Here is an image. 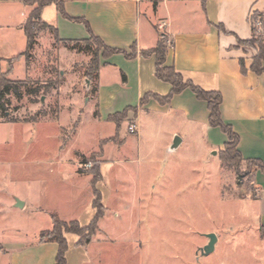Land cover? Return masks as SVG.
<instances>
[{
  "label": "rangeland",
  "instance_id": "obj_1",
  "mask_svg": "<svg viewBox=\"0 0 264 264\" xmlns=\"http://www.w3.org/2000/svg\"><path fill=\"white\" fill-rule=\"evenodd\" d=\"M25 11L0 2V78L27 82L0 109V264H13L17 244L36 246L52 215L88 227L96 194L98 230L83 235L82 251L65 235V264H264L258 205L246 201L257 196L250 168L223 161L179 114L140 112V134L127 120L113 136L114 124L97 118L96 76L86 77L95 47L44 30L29 57H15L27 50ZM211 233L219 241L203 256Z\"/></svg>",
  "mask_w": 264,
  "mask_h": 264
},
{
  "label": "crops",
  "instance_id": "obj_2",
  "mask_svg": "<svg viewBox=\"0 0 264 264\" xmlns=\"http://www.w3.org/2000/svg\"><path fill=\"white\" fill-rule=\"evenodd\" d=\"M57 1L63 2L67 17L61 15L55 4L45 6L40 16L42 22L58 30L61 42L90 38L85 24L76 21L81 19L107 47L129 54L135 49L131 59L124 54L100 58L94 104L98 120L114 124L113 136L120 135L122 126L118 130L109 120L110 116L126 113L124 121L132 122L138 135L139 113L159 112L179 114L185 122L200 126L206 143L217 152L223 151L228 142L227 134L220 127L210 125L207 101L199 99L190 87L166 101L172 86L156 76L155 55H144L158 45L162 33L168 45L165 67L173 68L193 87L218 92L222 97V121L238 136L241 157L264 165V75L251 70L256 52L240 44L253 36L251 15L256 13L264 18V0ZM2 2H16L25 7L24 22L18 23L24 33L23 26L36 5H25L18 0ZM162 24L164 27L160 28ZM251 185L257 196H249L246 201L258 205L259 226L264 231L263 170L257 169L251 174ZM52 227L51 220L45 230ZM78 241L79 237L75 238V251L88 248L77 247ZM17 245L20 250L14 254L13 264H56L59 250L56 242L38 240L36 246L24 251H21L23 244Z\"/></svg>",
  "mask_w": 264,
  "mask_h": 264
},
{
  "label": "trees",
  "instance_id": "obj_3",
  "mask_svg": "<svg viewBox=\"0 0 264 264\" xmlns=\"http://www.w3.org/2000/svg\"><path fill=\"white\" fill-rule=\"evenodd\" d=\"M2 1H10V0H0ZM23 2L25 5L33 6L36 5L35 10L30 14L26 24L23 26V31L27 38V50L22 53L17 58L21 57H29L31 55V50L37 44L38 35L44 31L48 30L52 33L53 37L56 41L59 40L58 30L54 27L47 25L46 23L41 21V11L45 6L55 4L61 15L67 17L64 5L62 1L57 0H18ZM260 16L258 14H254V21L255 19ZM262 16V15H261ZM77 22L84 23L87 31L90 34V38L85 41H70L69 43H82L87 47L94 46V53L93 57L88 65L86 71V77L88 79H93L94 76L97 77L99 68H100V58L101 57H109L114 54H124L128 59H131L135 54V49L132 48L131 53L129 54L125 50L119 49H111L107 47L100 39L95 37L90 29L89 24L81 19H77ZM253 36L248 41H241L240 44L247 48L253 49L256 54L253 57V64L251 66V70L257 75H264V18H263V32L258 33L257 30L253 27ZM61 42V41H60ZM168 45L166 43L165 36L161 33V40L159 41L158 45L150 51H145L144 55L154 54L156 58V76L164 81L169 83L172 86L171 93L166 97V101H169L170 98L177 93H180L185 88L190 87L196 94L199 99L205 100L208 103V107L210 110L209 115V123L213 127H220L228 136V142L225 144L223 151H221L220 156L223 161L228 163H233L236 168L241 164L245 163L250 168V173L252 174L255 170L261 169L264 171V165L259 161L248 160L245 161L241 157L240 152L238 151V143L239 139L238 136L233 132L230 126H227L222 121L220 106L222 104V97L218 92H205L199 88L193 87L192 84L188 81H184L182 76L175 72L173 68L165 67V59L167 53ZM27 61V58H26ZM243 67V71L246 72L244 69V63L241 62ZM12 71V69H11ZM26 81H10L5 77L0 78V109H5L6 105L4 104L5 96L7 94H14V95H21L20 87H26ZM44 90V94L46 93ZM20 97V96H19ZM21 98V97H20ZM5 119H8V116H4ZM126 118V113L113 115L109 117V120L114 122L117 125V129L119 130L122 122H124ZM7 122H13L11 120H7ZM96 171V168L94 169ZM81 172V171H79ZM96 183V181H93ZM93 206L96 210V215L88 227H82L79 222L72 221L70 223L64 222L60 220L56 215L51 216L53 227L50 231H46L40 234V243L45 242H56L59 246L58 255L56 259V264H65L66 263V252L68 250L67 239L65 235L67 234H75L79 237V241L77 246L84 247L85 243L82 241V237L85 233L91 234L94 236L95 232L98 230V223L102 219L105 213V208L101 204V196H95Z\"/></svg>",
  "mask_w": 264,
  "mask_h": 264
},
{
  "label": "water",
  "instance_id": "obj_4",
  "mask_svg": "<svg viewBox=\"0 0 264 264\" xmlns=\"http://www.w3.org/2000/svg\"><path fill=\"white\" fill-rule=\"evenodd\" d=\"M89 83V81H87ZM88 89H89V84H88ZM44 102V99H42V103ZM181 143V140L179 139V137H175L174 141H173V144L171 145V147L169 148V151L172 152L174 150H176L178 148V146L180 145ZM23 203L20 202V201H17L16 203V207H23ZM206 238H208L209 242L206 246H204L202 249H200V254L203 255V256H207L211 253L214 252L215 250V246L217 244V241H218V238H217V235L214 234V233H211V234H207L205 235Z\"/></svg>",
  "mask_w": 264,
  "mask_h": 264
},
{
  "label": "built area",
  "instance_id": "obj_5",
  "mask_svg": "<svg viewBox=\"0 0 264 264\" xmlns=\"http://www.w3.org/2000/svg\"><path fill=\"white\" fill-rule=\"evenodd\" d=\"M253 19H254V14H252L250 17L251 24H253V27L257 30L258 33L263 32V17L260 15L255 19V21ZM163 27H164V24H162L160 28H163ZM128 131L131 134H136L137 128L134 124H131L128 128ZM84 166L85 168H91L92 164L86 163Z\"/></svg>",
  "mask_w": 264,
  "mask_h": 264
}]
</instances>
